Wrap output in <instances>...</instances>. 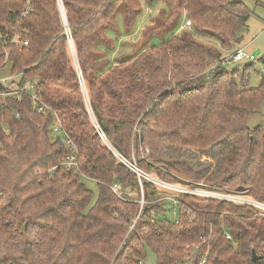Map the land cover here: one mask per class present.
Wrapping results in <instances>:
<instances>
[{
  "label": "trees",
  "instance_id": "trees-1",
  "mask_svg": "<svg viewBox=\"0 0 264 264\" xmlns=\"http://www.w3.org/2000/svg\"><path fill=\"white\" fill-rule=\"evenodd\" d=\"M163 1L219 48L174 32L107 66L101 48L113 43L103 30L120 5L130 27L127 0H0V76L33 83L44 105L37 112L26 93L0 96V264H145L148 251L155 264H264L256 208L187 193L164 200L167 191L119 158L162 181L172 182L171 170L264 203V126L247 125L264 79L249 87L241 61L220 65L230 54L222 51L241 41L249 8L242 0ZM14 34L27 43H10ZM57 119L76 147V171L62 164L69 149L52 137ZM140 188L142 204L129 196Z\"/></svg>",
  "mask_w": 264,
  "mask_h": 264
},
{
  "label": "rangeland",
  "instance_id": "rangeland-1",
  "mask_svg": "<svg viewBox=\"0 0 264 264\" xmlns=\"http://www.w3.org/2000/svg\"><path fill=\"white\" fill-rule=\"evenodd\" d=\"M242 1L246 3L250 11L247 24L240 32L242 39L231 49L222 52L224 54H228L233 52L238 47H243L245 52L249 55L240 62L242 67L246 66L244 71L246 84L249 87H257L264 79V62L262 61V59H264V0ZM127 3L129 4L132 16L130 27L126 26V12L124 11V5H120L115 17L112 20L113 27L103 30L105 44L108 45L111 42L113 43L110 47L111 49L107 46H102L101 48V52L104 51L109 53L107 56H104L102 60H100L103 63H107V66L112 63L111 60L118 61L126 57L127 54L159 44L174 32H188L195 38L198 37L196 39H199V41L204 42L213 48H219L216 41L208 40L206 37H199L195 32L196 30L193 24H191L189 28L184 27L186 17H184L183 13L177 10L175 2L168 5L163 0H127ZM235 65L236 64H233L227 68L232 70ZM240 69L242 70V68ZM6 71L7 66H5L3 72L5 73ZM247 125L251 128L256 125L264 126V98L262 99L258 110L248 117ZM199 160L211 161V159L207 158V156H201ZM146 174L140 173L138 175L148 178L150 181L158 179V177L156 178L152 174ZM169 176L172 177V182L169 181L172 183L170 184L172 189L161 186L165 188H162V191H167L166 194H162V199L168 194L174 196L172 192L171 194L166 189L178 191L181 187L211 186L206 184L203 179L199 180V182H195L189 177L171 170ZM82 180L88 188L96 193L97 188L94 181L85 177H83ZM191 182L195 183L191 184ZM129 196L135 200H144L143 188H140L138 192L134 191ZM144 263L155 264L154 256L150 251L147 252Z\"/></svg>",
  "mask_w": 264,
  "mask_h": 264
},
{
  "label": "built area",
  "instance_id": "built-area-1",
  "mask_svg": "<svg viewBox=\"0 0 264 264\" xmlns=\"http://www.w3.org/2000/svg\"><path fill=\"white\" fill-rule=\"evenodd\" d=\"M25 14H26V11L22 12L23 16ZM190 26H191V21L188 18H186L184 21V27L189 28ZM8 38H9V36H7V39ZM67 38H68V41L71 45V40H70L69 34L67 35ZM9 42L14 43V44H23L24 45L27 43V40L26 39L21 40L20 34H14L12 37H10ZM248 56L249 55L245 52L243 47H238L233 52H231L230 54L224 56L220 61V65L225 67L228 65L236 64V63L242 61L243 59L247 58ZM209 69L212 70L213 66L209 67ZM0 84L3 86V89L0 90V96L1 97L10 96V97H13L14 99L19 101L21 99L22 93H26V94H28V96L30 98V102H31L32 107L37 112L43 111L44 105L40 101L38 94L35 92V85L33 83L26 84L25 86L21 87L18 83V75L7 74V75L0 76ZM90 115L92 116L91 112H90ZM93 122H94V127L96 128L98 134L100 135L103 143L116 156H118L117 153L115 152V150L113 149V147L110 145L109 141L104 137V135L101 132V130L99 129L97 123L94 120H93ZM52 137L54 139H61L62 142L64 143V145L69 149V152L64 156L62 164L65 166V168L67 170L76 171L77 165H78L77 164V158H76V152H77L76 147L72 143L70 138L68 137L67 133L60 128L58 119L53 122ZM119 158L123 163H125L127 166H129L137 174H140L135 163H130L121 157H119ZM146 179H148V178H146ZM148 180H150V179H148ZM151 182H153L157 186L160 185L159 187L164 186V187H168L169 189H172L170 186V184H172V183H170V182H165V181H162L159 179L152 180ZM161 188H163V187H161ZM163 189H165V188H163ZM169 189H166V190H168L170 193L172 192L173 194L187 193V194H191V195H194L197 197H202V198L203 197H209V198L223 200V201H229V202H233V203H237V204L250 205V206L256 208L262 215H264V203H261L255 199L243 194V193L228 191V190H224V189H221L218 187L216 188V187H212V186H208V187H181L178 189V191H172ZM112 190L115 193L120 195L119 186L117 184L112 185ZM163 198L168 199V200L175 203V200H174L173 196H171V195H167ZM140 203L142 204L143 200L140 201ZM225 237L229 238L230 236L225 235ZM204 261H205V259L202 258L199 261V264H203Z\"/></svg>",
  "mask_w": 264,
  "mask_h": 264
},
{
  "label": "water",
  "instance_id": "water-1",
  "mask_svg": "<svg viewBox=\"0 0 264 264\" xmlns=\"http://www.w3.org/2000/svg\"><path fill=\"white\" fill-rule=\"evenodd\" d=\"M59 8H60V11H61V15H62V18H63V21L66 23V18H65V14H64V11H63V8H62V5L61 3H59ZM75 61V60H74ZM76 62V61H75ZM257 259V255L255 254L254 251H252V260H256Z\"/></svg>",
  "mask_w": 264,
  "mask_h": 264
}]
</instances>
